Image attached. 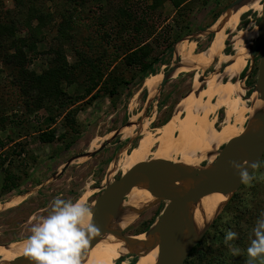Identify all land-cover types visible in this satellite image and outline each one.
<instances>
[{"label": "rangeland", "instance_id": "obj_1", "mask_svg": "<svg viewBox=\"0 0 264 264\" xmlns=\"http://www.w3.org/2000/svg\"><path fill=\"white\" fill-rule=\"evenodd\" d=\"M233 1L189 0L187 11L182 13L176 12L168 1L158 7L155 12L146 11L150 0L130 2L126 8L129 9V13L134 16V19L132 18L129 25V32L125 34L121 27L122 20L118 17V8L123 5L122 0H84L83 3L76 6V12H79L80 15L74 31L70 33L69 44L72 48L69 45L63 47V53L68 64L75 63V60H78L79 64V57H73L75 50L78 53H86L91 59H95L101 54L103 48L105 52L102 51L101 63L111 65L108 70L114 67V70L119 71L123 67L120 63L122 61L120 55L127 52L131 47L145 43L152 47V52L147 57V61L150 62L157 58L159 62H162L160 64L153 61L151 70L162 75L180 61L176 55L175 47L182 40H189V43H194L193 47L196 51L208 48L210 38L213 37L211 25ZM61 3L62 0L44 2L45 9L53 15V22L44 29V39L35 43V54L29 53L26 48L22 50L28 59H31L26 70L40 73L50 67L53 59L56 61L55 55L49 49L56 48L57 45L54 36L60 20L59 14L63 11ZM0 7L12 8L13 0H0ZM124 18L126 19V16ZM139 18H143V22L139 25L141 31L137 33L138 25L136 24H139ZM258 20L259 15L256 11L244 12L238 18L235 28L252 31L248 24L255 25ZM207 27H209L208 31L200 36H194ZM16 31V35L19 37H27V32L19 24L16 26ZM226 34L222 53L232 56L234 53L231 50L232 35ZM246 37L247 40L251 38L249 35ZM115 55L120 56L116 61H114ZM256 66L257 58L253 56L248 61L242 73L243 76H238V80L242 82L245 89L244 97L250 94L251 87L255 84ZM223 67V64L219 66V74L222 73ZM77 68L81 70V65ZM186 69L180 67L165 82L164 86L159 87L158 84L155 89L156 95L151 100H147L148 90H144L142 87L143 79L136 76L130 80L131 74L128 71L123 73V77L127 81L117 87L116 93H108L112 84L103 85L105 81L101 80L95 90L88 97L82 99L78 96L83 93V88L90 81L87 77L84 78L83 74L79 75L78 71H74L73 81L70 84L61 81L60 87L64 90L63 97H66L65 99L68 101L75 99L76 101L70 103L71 105H64L66 109L64 106H57L56 102L51 109V116H54L55 120L52 127L56 130V136L64 137L61 141L41 144L37 139V134L38 130L46 126L44 122V118L47 117L46 107L43 106L30 114L24 113L25 107H23L22 100H27L29 97L24 94L21 100L20 88L24 80L23 78H16V73L14 74L15 78H12L11 69L0 62V142L5 144L0 148V186L2 179L8 172L16 179L14 187L10 190L3 191L0 189V204L13 196L22 197L26 194L16 205L0 208V244L26 239L31 234L30 227L32 224H37L41 218H47L52 214L51 201L54 197L59 196L65 200L82 198L87 205L89 198L93 200L105 186L111 185L114 179H118L121 175L119 170H115L109 178L105 176L106 170L113 162L117 163L119 158L115 155H118L121 147L124 146L125 152H129L136 146L139 138L138 127L147 128L151 133H154L155 128H161L172 117L176 106L192 89L193 75L195 73L200 75L199 82L201 83L205 76L213 72L212 65L198 71ZM106 72L108 73V71ZM156 74H146L145 77ZM18 80H22L20 86H18ZM13 81H16L15 85ZM199 86L201 85L199 84ZM75 89L79 90L77 94ZM94 94L95 96L91 98ZM31 99L29 97L27 104L33 106ZM210 99L211 101L215 100L213 97ZM241 99L243 103L248 105L245 98L242 97ZM71 110L75 111L72 125L74 130L69 128L65 122L66 113L71 112ZM182 117L183 115L180 116V118ZM211 118L214 120V126L218 127L223 118L222 110H217ZM130 119L132 120L130 121ZM124 129L125 132L121 133V130ZM127 133H131L130 137L124 139L123 134ZM156 137H151L149 156L158 142ZM173 137L179 138L177 131L173 133ZM105 140H107L105 145L94 156H80L85 152H93ZM22 145L25 148L24 153L20 155L8 154L11 147L18 150V146ZM75 156L78 157L72 159ZM173 157L176 159L173 163H177L179 156L174 153ZM70 159L72 160L68 162ZM203 165L204 163H199L200 167ZM64 166L65 169L60 173ZM151 170L149 171L151 172ZM139 173L141 172L135 174ZM250 175L253 177L251 182H243L235 193L239 192L243 186V194L246 195L247 193L248 198V191L251 188L249 186L255 183H264L261 180L264 176V151ZM162 207L163 203L153 205L123 232L132 235L146 231ZM252 229L253 226H250L249 230L252 231ZM229 230L231 229H227V231ZM235 239L233 238L226 243L229 253L234 257L233 260L239 258L241 259L239 262L244 264L245 259L240 256L242 253L239 245L235 243ZM230 247L239 249V253L233 255Z\"/></svg>", "mask_w": 264, "mask_h": 264}, {"label": "bare ground", "instance_id": "obj_2", "mask_svg": "<svg viewBox=\"0 0 264 264\" xmlns=\"http://www.w3.org/2000/svg\"><path fill=\"white\" fill-rule=\"evenodd\" d=\"M262 1L243 0L237 6L224 9L211 25L213 37L208 48L204 51H196L193 47L194 43H189V40H182L176 45V55L180 60L179 65H183L182 69L198 71L212 65L213 72L205 76L201 83L199 82L200 75H196V73L193 75L192 89L176 106L172 117L161 128H155L154 133H151L147 128L138 127L139 138L136 146L129 152H125L124 146L120 148L118 155H115L119 158L117 163L113 162L106 170L107 178L115 170H119L122 177L133 176L137 172H141L139 174L142 177H148L150 175L146 176V173L151 170V167L145 166V164L150 162L173 163L176 160L173 157L174 153L179 156L177 163L190 165L201 172L211 170L218 150L224 144L241 133L264 128L263 123L257 118L258 114L264 113V103L258 99L259 91H254L251 95L244 97L245 89L242 82L238 80L239 74L250 60L249 49L257 36L256 26L248 24L252 31L235 28L238 18L244 12L256 11L260 15ZM226 33L232 35L231 50L234 52L232 56L222 53ZM247 35L251 37L250 40H247ZM222 64L224 68L219 74L218 68ZM161 78L162 75L159 73L147 76L142 80L143 89L148 90L147 100H151L156 95L155 89ZM199 84H202L203 87L200 88ZM212 97L215 99L214 101H211ZM242 97L245 98L248 105L242 102ZM219 109L222 110L223 118L216 127L213 118L210 119V117ZM181 115H183L182 118H180ZM121 131L124 133L125 129ZM175 131L179 138L173 137ZM130 134H123L124 139L129 138ZM152 136H157L156 141L158 142L152 155L149 156ZM199 163H204V165L200 167ZM151 173H155L153 168ZM162 173L176 186L187 189L193 186V183L179 179L173 171L163 170ZM152 184L153 177L145 179L126 194L125 200L115 210H105V228L100 240L81 259V264H155L158 240L155 232L148 236L139 234L123 237L125 234H121L144 211L159 203L150 194ZM231 190L226 189L195 201L193 225L197 234L207 226L214 216L222 213L229 202ZM24 195L9 198L0 204V208L16 205ZM80 200L84 201L82 198ZM91 205L92 203L89 202L87 206L90 208ZM24 240L0 244V264H8L13 259L25 254ZM126 253L135 254L137 258L133 263H130V258L123 259L118 263L120 257Z\"/></svg>", "mask_w": 264, "mask_h": 264}, {"label": "trees", "instance_id": "obj_3", "mask_svg": "<svg viewBox=\"0 0 264 264\" xmlns=\"http://www.w3.org/2000/svg\"><path fill=\"white\" fill-rule=\"evenodd\" d=\"M45 1L47 0H13L12 8L0 7V62L11 69L12 78H15V73L16 78H23L24 81L18 80V86L21 85V81L23 84L20 88L22 93L21 100L24 94L29 96L30 99L34 98L31 99L33 106L27 104L29 97H27V100H22L23 107H25L24 113L30 114L43 106L46 107L47 117L44 118L46 126L38 130L37 134V139L41 144L61 141L64 137L61 135L56 136V130L52 127L55 120L54 116H51V109L55 106L56 102L57 106L63 107L76 101L72 98L71 101L65 99L66 97H63L64 90L60 87L61 81H66L67 84L73 81L72 75L74 71H78L79 75L83 74V77H87L90 81L83 88V93L78 96L84 99L95 90V87L100 84L101 80L105 81L103 85L112 84L111 89H106H109L108 93L114 94L117 87L127 81L123 77L125 71L130 72V80L136 76L144 79L143 77L146 74H156L155 70L151 69L153 61L159 62L157 58H154L150 62L147 61V57L152 52V47L141 43L138 46L129 48L127 52L120 55L122 56L120 63H122L123 67L119 71L116 68L114 70V67L108 70L111 65L101 63L103 48L102 51L100 50L101 54L95 59H91L86 53H78V51L72 49L75 52L73 57H79V64L78 60H75V63L68 64L63 53V47L69 45L72 48L69 44L71 39L70 33L74 31L80 15L79 12H76V6L83 3L84 0H62L63 11L59 14L60 20L54 36L57 45L56 48L49 49L55 55L56 61L53 59L50 67L40 73L26 70V66L31 62V59L29 60L22 50L26 48L29 53L35 54V43L44 39V29L53 22V15L45 9ZM138 1L141 0H122L121 3L123 5L118 8V17L122 20L121 27L125 34L129 32V25L132 22V18L134 19V16H131L129 13V9L126 8L127 4ZM166 1L170 2L176 12H185L189 7V0H150L147 5L148 10L146 11L155 12ZM125 16L126 19L124 18ZM142 17L144 18V16ZM143 18H139V24H136L138 25L137 33L141 31L139 25L142 24ZM18 24L27 32L26 38L16 35V26ZM168 47L171 48V46ZM120 56L115 55L114 61L118 60ZM159 63L161 64L162 62ZM79 65H81V70L77 68ZM13 83L15 85L16 81H13ZM74 91L77 94L79 90L75 89ZM94 96L95 94L91 98ZM74 112V110L67 112L65 117V122L71 129L74 123ZM4 145L0 142V148ZM18 147V150L15 147H11L8 154L20 155L24 153V146ZM261 180L264 182V176H262ZM15 183L16 179L8 172L2 179L0 189L3 191L10 190L14 187ZM249 187L251 188L250 190L248 189V198L247 193L246 195L243 194V186L239 192L233 195L210 230L189 252L183 264H241L239 262L241 259L237 258L238 260H233L234 257L229 253L226 244L228 241H223L229 228L237 233L235 243L239 245L240 252L242 253L240 256L245 259L243 263L246 264V261L249 259L247 248L251 244V241L256 238L253 229L250 231L249 227L253 226L255 228L257 226L258 221L261 219L260 213L264 211V183H255ZM252 264H264V259L258 257L252 261Z\"/></svg>", "mask_w": 264, "mask_h": 264}, {"label": "water", "instance_id": "obj_4", "mask_svg": "<svg viewBox=\"0 0 264 264\" xmlns=\"http://www.w3.org/2000/svg\"><path fill=\"white\" fill-rule=\"evenodd\" d=\"M243 0H234L227 8H232L240 4ZM226 8V9H227ZM257 36L252 42L249 49L250 58L256 53L259 54L257 67V78L255 84L251 87V95L254 91H259L258 99L264 103V0L261 2V11L259 20L255 24ZM209 27L200 31L194 36H200L208 31ZM210 31V30H209ZM211 33V31H210ZM181 67L179 62H176L170 70L162 74L159 87L172 76L173 72ZM224 68V67H223ZM202 84L200 88H202ZM178 104V103H177ZM257 118L264 125V113L258 114ZM105 142L93 152H85L80 156L92 157L102 149ZM264 151V128L252 132H244L237 135L235 138L224 144L217 153L214 163L211 165V170L198 171L190 165L182 163H154L150 162L145 166L151 167L155 173L149 171L148 177H142L140 174L133 176H119L114 179L111 185L105 186L100 194L92 201L91 220L97 226L98 231L89 242L87 248L82 252V258L95 246L100 240L102 232L105 228V210H115L117 206L125 200L126 194L136 187L139 183L147 178L153 177V184L150 187V194L159 202L163 203L162 209L159 211L154 221L150 224L146 231H142L132 235L149 234L155 232L157 240V255L155 264H183L189 252L194 248L198 241L205 235L209 227L213 224L216 218L221 214L218 213L207 224V226L198 234L193 225L194 203L199 199L210 197L214 194L231 190V197L243 183L239 177L238 171L233 167V162L241 164L247 168L249 174L253 171L251 165L259 162ZM73 157L72 159L77 158ZM70 159L68 162H70ZM67 166V165H66ZM162 167V168H161ZM65 169L62 167L61 172ZM169 170L177 174L179 179L193 183L192 188H183L176 186L170 179L163 176L162 171ZM58 174V173H57ZM114 187V188H113ZM130 258V263H133L137 258L135 254H123L117 261ZM33 263L25 254L13 259L8 264H23Z\"/></svg>", "mask_w": 264, "mask_h": 264}, {"label": "clouds", "instance_id": "obj_5", "mask_svg": "<svg viewBox=\"0 0 264 264\" xmlns=\"http://www.w3.org/2000/svg\"><path fill=\"white\" fill-rule=\"evenodd\" d=\"M233 167L242 182H251L253 177L246 167L234 162ZM251 167L255 168L256 165ZM51 208V215L31 225V234L23 241L25 255L34 260L35 264H81L82 252L98 231L91 220V209L80 199L65 200L59 196L52 199ZM260 216L257 226L253 228L256 238L247 248L249 259L246 264H252L258 257L264 259V211ZM236 235L234 231H227L225 242ZM230 250L233 255L239 253V249L230 247Z\"/></svg>", "mask_w": 264, "mask_h": 264}, {"label": "flooded vegetation", "instance_id": "obj_6", "mask_svg": "<svg viewBox=\"0 0 264 264\" xmlns=\"http://www.w3.org/2000/svg\"><path fill=\"white\" fill-rule=\"evenodd\" d=\"M211 37H212V36H211ZM210 40H211V38H210ZM209 43H210V41H209ZM209 43H208V45H209ZM208 45H207V46H208ZM207 46H206V47H207ZM206 47H205V48H206ZM202 51H204V50H201V51H199V52H202ZM254 56L257 58V66H256V70H257V67H258V61H259V54L256 53ZM246 66H247V65H246ZM245 68H246V67H245ZM245 68H244V69H245ZM244 69L242 70V72H241L239 75H242V76H243L242 73H243ZM164 84H165V83H164ZM163 86H164V85H163ZM157 128H158V127H157ZM154 149H155V148H154ZM153 151H154V150H153ZM152 153H153V152H152ZM151 155H152V154H151ZM90 199H91V198L88 199V200H89V201H88V204H89V202L92 201V200H90ZM88 204H87V205H88ZM131 225H132V224H131ZM128 227H129V226H128ZM122 233L125 234V232H122ZM125 235H127V234H125Z\"/></svg>", "mask_w": 264, "mask_h": 264}]
</instances>
